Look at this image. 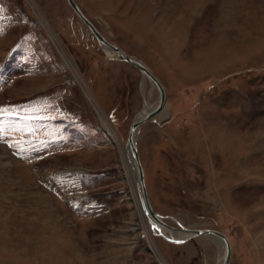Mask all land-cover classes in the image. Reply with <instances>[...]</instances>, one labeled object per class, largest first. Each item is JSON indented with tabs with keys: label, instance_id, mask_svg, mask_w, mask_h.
Masks as SVG:
<instances>
[{
	"label": "rangeland",
	"instance_id": "374dc122",
	"mask_svg": "<svg viewBox=\"0 0 264 264\" xmlns=\"http://www.w3.org/2000/svg\"><path fill=\"white\" fill-rule=\"evenodd\" d=\"M75 2L166 90L136 141L154 210L264 264V0ZM159 100L67 0H0V264H220L143 211L127 142Z\"/></svg>",
	"mask_w": 264,
	"mask_h": 264
},
{
	"label": "water",
	"instance_id": "95a60500",
	"mask_svg": "<svg viewBox=\"0 0 264 264\" xmlns=\"http://www.w3.org/2000/svg\"><path fill=\"white\" fill-rule=\"evenodd\" d=\"M73 10L76 12V14L81 18V20L88 26L90 31L94 34V36L97 38V40L100 42L102 49L105 51L104 47H107L111 51L114 52L116 55L115 57H111V59L121 60L126 63H129L139 69V71L142 73L143 76L148 78L159 90L160 93V100L158 102V105L155 109L148 112L141 120H135L130 128V133L128 137L127 147L131 151L132 154V160L136 163L137 166V175L136 179L138 182L139 187H141L139 191V196L141 200V204L143 207V211L145 215L152 220V228L156 231H158V235L163 237L165 240L173 243V244H183L188 242L191 239L198 238V237H214L221 241L222 244L225 245V256L223 264H230L231 263V255H232V247L230 244L229 239L227 236L217 230H209V229H197V230H191L187 229L182 226L181 230L183 232H186L188 236L184 239H176L172 237H168L166 234L163 233L162 229L159 227V225H162L165 228L170 229H176L173 227L168 226L164 221L162 215L157 213L152 204L150 203L148 193L146 190V184H145V177H144V169L142 167V164L140 162V158L138 155L137 145L135 139V134L137 133L140 126L149 120L159 116V113L166 107L167 103V96H166V90L162 83L158 80V78L150 71V69L141 61H138L132 57L127 56L120 48L117 46L111 44L106 40V38L98 31V29L95 27V25L85 16V14L82 12L80 7L76 4L74 0H67ZM107 54V51H105ZM108 55V54H107ZM145 111V110H144ZM143 111V112H144ZM142 112V113H143ZM177 230V229H176Z\"/></svg>",
	"mask_w": 264,
	"mask_h": 264
},
{
	"label": "bare ground",
	"instance_id": "6f19581e",
	"mask_svg": "<svg viewBox=\"0 0 264 264\" xmlns=\"http://www.w3.org/2000/svg\"><path fill=\"white\" fill-rule=\"evenodd\" d=\"M75 1V0H74ZM98 41V40H97ZM104 49H105V51H107V57L108 58H111V57H115L116 55L114 54V52L113 51H111L110 49H108L107 47H104ZM144 79H148V78H146L145 76H144ZM149 80V79H148ZM153 84V83H152ZM154 85V84H153ZM155 87H156V85H154ZM157 88V87H156ZM158 89V88H157ZM158 105V104H157ZM156 108V107H155ZM151 111V109H147L146 108V110H145V112L144 113H142V114H140V116L137 118V120H141L148 112H150ZM167 113V111H166V107L164 108V110H162L160 113H159V116L160 117H163L165 114ZM158 116V117H159ZM137 135H138V131H137V133L135 134V140L134 141H137ZM136 145H137V142H136ZM137 150H138V148H137ZM127 151H129V158H130V162H131V165L133 166V169H134V174H135V177H136V175H137V166H136V163L132 160V154H131V151L129 150V149H127ZM138 187H139V185H138ZM140 189H141V187H139ZM140 189H139V191H140ZM148 218V217H147ZM148 220H149V222H150V224H151V226H152V220L151 219H149L148 218ZM159 227L162 229V231H163V233L164 234H166L168 237H172V238H176V239H184V238H186L187 236H188V234L186 233V232H183L182 230H181V228H182V226H181V228L180 229H170V228H165V227H163L162 225H159ZM184 227V226H183ZM186 228V227H185ZM187 229H189V228H187ZM191 230H197V229H191ZM158 234V233H157ZM204 237V236H203ZM205 237H208V236H205ZM198 238H201V237H198ZM208 238H211V239H214V240H216L217 242H219V243H221V241H219L218 239H216V238H214V237H208ZM197 239V238H196ZM192 240V239H191ZM191 240H189V241H191ZM188 241V242H189ZM187 243V242H186ZM221 245H222V253H223V257H222V259H221V261L219 262L220 264H223V261H224V256H225V245L224 244H222L221 243Z\"/></svg>",
	"mask_w": 264,
	"mask_h": 264
}]
</instances>
